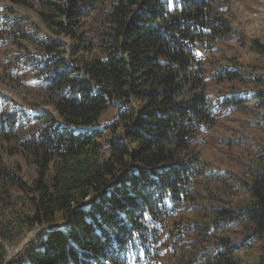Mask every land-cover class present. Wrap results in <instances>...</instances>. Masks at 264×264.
<instances>
[{
	"label": "trees",
	"instance_id": "16d2710c",
	"mask_svg": "<svg viewBox=\"0 0 264 264\" xmlns=\"http://www.w3.org/2000/svg\"><path fill=\"white\" fill-rule=\"evenodd\" d=\"M220 1L31 0L46 33L31 62L46 68L54 110L5 111L0 95V140L13 142L33 171L14 173L0 153V264H240L248 242L264 245L263 162L240 181L246 201L218 209L208 223L174 221L195 188L198 143L216 114L200 56L231 31ZM5 17L4 26L20 20ZM251 48L259 58L247 94L264 124V38ZM231 67L217 72L219 81L240 78ZM245 95L223 103L237 106ZM111 108L116 119L101 124ZM237 219L252 230L244 243L198 237ZM38 226L8 260L7 247ZM181 228L201 239L187 252Z\"/></svg>",
	"mask_w": 264,
	"mask_h": 264
},
{
	"label": "rangeland",
	"instance_id": "374dc122",
	"mask_svg": "<svg viewBox=\"0 0 264 264\" xmlns=\"http://www.w3.org/2000/svg\"><path fill=\"white\" fill-rule=\"evenodd\" d=\"M28 1L30 6L27 7L0 0V17H20L19 21L11 23L13 25L4 26L0 22V95L7 97L5 101L3 98L5 111L21 106L30 111L45 109L53 112L52 99L55 96L42 82L46 68L40 67L37 58L31 62L32 55L40 54L41 41L46 33L43 32L34 4ZM217 9L229 19L231 31L218 40L212 50L203 48L201 51L205 94L213 103L216 114L213 124L203 131L200 136L202 140L198 143L200 175L195 188L189 192L191 197L186 208L174 219L177 227L183 223L182 228L199 220L208 223L218 209L228 208L230 203L237 205L246 201L248 194L240 186V181H248L256 168L264 163V155H260L264 149L263 110L247 94L253 90V85L249 84L250 69L259 58L252 50L251 42L264 38V0H222ZM225 65L232 66L240 78L230 81L222 77L219 81L216 74ZM241 92L246 95L237 106L223 103L226 97ZM117 114L116 108L109 109L102 115L100 123H112ZM0 143L3 162L10 170L14 173L19 170L25 178L33 174L29 160L20 156V150L13 142L2 139ZM41 228H33L18 243L8 246V257H15ZM182 228L185 252L205 238H228L239 244L244 243L247 236H252L251 227L244 219L225 225L217 236L214 232H208V235L202 232L199 240H196L194 233L182 232ZM178 244L175 246L180 247ZM263 247L258 240L248 242L238 253L240 264H258L264 253ZM181 260H184L183 256Z\"/></svg>",
	"mask_w": 264,
	"mask_h": 264
},
{
	"label": "water",
	"instance_id": "95a60500",
	"mask_svg": "<svg viewBox=\"0 0 264 264\" xmlns=\"http://www.w3.org/2000/svg\"><path fill=\"white\" fill-rule=\"evenodd\" d=\"M8 260H10V257H8Z\"/></svg>",
	"mask_w": 264,
	"mask_h": 264
}]
</instances>
